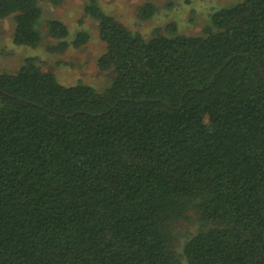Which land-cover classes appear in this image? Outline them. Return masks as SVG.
<instances>
[{
  "label": "trees",
  "instance_id": "16d2710c",
  "mask_svg": "<svg viewBox=\"0 0 264 264\" xmlns=\"http://www.w3.org/2000/svg\"><path fill=\"white\" fill-rule=\"evenodd\" d=\"M97 3L109 87L0 73V264H264V0L151 38ZM39 5L0 0L15 44H40Z\"/></svg>",
  "mask_w": 264,
  "mask_h": 264
},
{
  "label": "rangeland",
  "instance_id": "374dc122",
  "mask_svg": "<svg viewBox=\"0 0 264 264\" xmlns=\"http://www.w3.org/2000/svg\"><path fill=\"white\" fill-rule=\"evenodd\" d=\"M98 6L113 15L131 30L151 38L157 31L165 33L169 23H175L177 34L205 35L211 25V15L242 0H98ZM147 2L155 4V14L142 18L139 8ZM41 15L36 28L41 42L36 47L17 45L13 41L15 21L12 16L0 18V73H16L27 59H32L42 70L53 73L64 85L86 84L101 92L109 87L113 77L109 70L98 65L106 45L99 37L98 23L85 11L87 0H38ZM66 25L68 35L60 39L49 35L52 21ZM81 34L82 43L75 44ZM81 39V38H80Z\"/></svg>",
  "mask_w": 264,
  "mask_h": 264
},
{
  "label": "water",
  "instance_id": "95a60500",
  "mask_svg": "<svg viewBox=\"0 0 264 264\" xmlns=\"http://www.w3.org/2000/svg\"><path fill=\"white\" fill-rule=\"evenodd\" d=\"M219 72V70L216 72V74ZM263 71L261 70V73H262Z\"/></svg>",
  "mask_w": 264,
  "mask_h": 264
}]
</instances>
